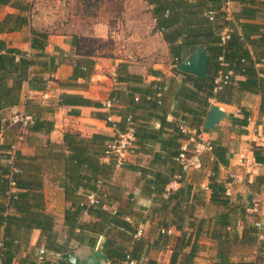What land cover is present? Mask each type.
Masks as SVG:
<instances>
[{
  "label": "crops",
  "instance_id": "0c3cea01",
  "mask_svg": "<svg viewBox=\"0 0 264 264\" xmlns=\"http://www.w3.org/2000/svg\"><path fill=\"white\" fill-rule=\"evenodd\" d=\"M24 1L30 2L31 5L35 2V0ZM142 1L147 4L151 17L149 22L153 25L155 33L147 38L149 40L145 43L148 44L147 46L137 44L130 57L113 58L97 50L86 49L81 34L63 31L50 32L44 40L43 47H36L33 29L38 27L33 18L34 6L33 10L28 12L30 17L28 24L20 30L0 33V39L4 42L2 47L0 46V55L13 56L12 62L5 60L8 56L0 60V118L9 119L19 111L29 110L38 120L45 122L41 128L30 131L26 140L21 142L17 149L29 158H33L37 176L42 183L44 210L54 217V229L61 240L68 235L65 212L71 204L66 199L62 185L64 174L59 159L61 155L64 157L72 152L65 145V134L68 132L76 134L80 144L87 147L91 155L93 151L107 149L117 134L127 128L128 116L136 119L141 136L147 134L146 131L150 133L151 130H156L158 138L162 139L163 136L174 135L178 115L186 112V109L181 108L182 94L179 92L184 75L175 71L178 63L174 61L170 44L166 41L163 31L157 26L158 19L155 15L157 1ZM182 2L181 7L172 8L173 13L180 15L175 23V27L181 31V34L176 36L178 42L184 40L186 29L198 25V16L195 12L201 8L207 9L211 5L209 0H182ZM255 6L260 8L253 17L240 14L243 7L240 1L223 3L222 10L227 14L228 20L240 30L238 24L241 21L264 24V7L261 8L259 4ZM15 11L17 9L11 4L0 5V21L8 13ZM208 12L206 10L204 14L207 15ZM165 15H168V11ZM230 27L228 25L224 32L229 31ZM200 47L203 46L199 45L196 49ZM248 47L253 52L252 47L250 45ZM23 53L30 54L28 58H33V63L26 69L19 55ZM163 55L164 59H159ZM77 64L82 66V70L76 66ZM258 66L264 68V62L259 63ZM158 86H163V90L158 92L156 89ZM156 94L161 95L163 101L149 100L151 95ZM112 96H116L117 101L107 106L105 103ZM209 102L208 107L193 101H187L186 105L201 112L206 111L199 129L204 132L207 139L220 138L222 144L228 147L229 163L220 164L218 177L221 181L227 182V192L231 199L246 205V221L239 220L237 230L242 234L246 223L249 222L258 229L257 242L237 246L232 260L240 264H264V253L260 249V244L264 242L261 238L262 229L255 224L258 220L264 222V184L259 180V176L264 175V164L257 162L252 149L253 143L264 146V114L260 113L261 97L246 92L238 104L219 102L214 98H209ZM213 104L224 109L226 116L214 129L209 130L204 128V122ZM244 110L249 113L247 125L237 122L239 118L245 117ZM16 132L15 126H2L0 143L4 140L13 141ZM95 135L100 137L93 141ZM179 141L181 146L191 144L196 147L197 145L183 137ZM137 142V154L128 156L121 165L116 163L113 172L106 178L108 186L102 189L109 191L111 195L110 200L113 204L110 205L111 210L126 202L129 203L128 206H124L123 215L131 216L138 222L139 230L145 235L162 217L161 212L154 211L158 199L155 195L146 193L145 180L154 178L157 171L167 172L169 166L162 161L163 159L158 158V156L163 158L166 156L158 139H149L145 143ZM204 152L205 155H209L211 163L214 156L210 150L206 149ZM100 157L97 155L99 163H108L111 159L103 160ZM3 161L6 162L5 159ZM142 167L146 171H142ZM209 171V167H205L207 174ZM192 173L193 168L188 170L187 176L189 181L193 182L194 192L199 189L205 191V204L197 206L196 215L212 216L217 210L210 203L211 190L207 186L208 179L204 177L193 180ZM177 178L179 174H175L167 186L175 183L171 188L176 189L180 185ZM101 185L97 182V186L101 188ZM90 191L84 186H80L77 190L81 197L86 198L85 201ZM250 193L252 201L249 200ZM163 196L167 197V194ZM171 208L165 211L169 217L172 216ZM82 218L90 219L91 216L84 215ZM143 218L147 221L142 222ZM180 232L174 225L169 229V233ZM3 235L2 225L0 239ZM100 239L103 237L101 236ZM200 241L205 244L204 250L195 258L194 264H215L216 243L205 235ZM43 245L41 229H32L29 244L23 246L13 264H19V259L25 256L34 257L35 252ZM70 247L68 251L87 252L91 246L80 245L72 240ZM162 252H166L168 256L164 264H169L171 249ZM61 254L55 255L53 259L56 256L60 257ZM157 259L158 264H161L160 257Z\"/></svg>",
  "mask_w": 264,
  "mask_h": 264
},
{
  "label": "trees",
  "instance_id": "16d2710c",
  "mask_svg": "<svg viewBox=\"0 0 264 264\" xmlns=\"http://www.w3.org/2000/svg\"><path fill=\"white\" fill-rule=\"evenodd\" d=\"M154 1H157L155 13L158 19L157 26L163 31L166 41L170 44L175 63L184 60L199 45L206 46L210 52L207 78L175 68L177 73L184 75L179 92L182 94L181 108L186 109V112L178 115L174 135L163 136L160 139L158 131L151 130L150 133L146 131L147 134L141 136L136 121V142L145 143L149 139H158L161 142V149L166 152L164 158L159 156L158 158L163 159L162 161L169 166L168 171H157L154 178L145 180L146 193L153 194L158 199V205L154 207V211L161 212L162 217L147 234L136 236L139 223L131 216L123 215V208L129 203L121 204L114 210L103 208L104 204L113 205L109 191L103 190L102 187L108 186L106 178L113 172L116 160L112 157L108 163H99L97 155L104 157L107 149L93 151L90 155L87 147L80 144L77 135L68 132L64 138L65 145L72 152L64 157L61 155L59 159L64 174L62 185L66 199L71 204L65 212L68 235L61 240L54 229V217L44 210L42 183L37 176L33 158H29L16 149L12 155L13 163H9L14 140L11 142L4 140L0 143V226H4V235L0 239L2 244L0 245V264H13L23 246L29 244L31 231L34 228L41 229L47 254L41 264H71L59 256L55 259L53 257L68 251L72 240L80 245L99 246L108 254L111 264H132V261H135L134 264H158V259L154 255L168 248L172 251L169 264H194L195 258L204 250L205 244L200 241L203 235L216 243L215 264H240L232 260L236 247L257 242L258 229L253 223H246L242 234L237 230L239 220L246 221V205L233 201L227 192V182L221 181L218 177L220 164L229 163V150L222 144L221 139L210 140L212 146L210 152L214 156L211 163L209 155H205L204 151L198 155V165L188 169L184 168L177 157L182 149L179 139L189 137L180 131L179 120L184 119L189 126L199 129L203 121L202 116L206 112L188 107L187 101L197 102L205 107L210 105L209 98L219 102L238 104L243 94L249 92L260 95V113L264 114V68L258 66L259 63L264 62V24L241 21L238 24L239 30L237 25L228 20L227 14L222 10L225 0H209L211 5L207 9L201 8L195 12L198 16V25L192 29H186L184 40L178 42L176 36L181 34V31L175 27V23L180 15L173 13L172 8L181 7L182 0ZM234 1H240L243 4L240 14L248 17H253L258 12L260 7L257 8L256 4L262 6L261 8L264 7V0H231V2ZM2 4H11L17 11L8 13L0 21V33L20 30L30 22L28 12L33 10L30 2L0 0V5ZM206 10L216 12L214 19L204 14ZM167 11L168 15H165ZM228 25L231 26L228 31L230 36L223 41L222 34ZM33 32L34 45L43 47L44 40L50 32L41 28H34ZM3 43L0 39L1 47ZM248 45L252 47L253 52ZM19 55L25 69L33 63V58H28L27 53ZM5 56H8L5 60L12 62L13 56L9 54H1L0 60ZM76 66L82 70L81 65ZM229 71H232L229 78L223 82L220 89L216 90V77L220 72L227 74ZM163 88L161 86V89H156L159 92ZM166 89L168 90L169 87ZM112 97H115L117 101L116 96ZM149 100L163 101L162 96L158 94L151 95ZM27 112L33 116V121L26 128L24 140L30 131H35L45 124L44 121L38 120L33 112L29 110ZM244 113L245 117L237 120L241 125H247L249 122V113L245 110ZM166 123L170 124L169 121ZM2 126L6 127L7 121L0 118V130ZM99 137V135L93 136V141ZM189 145L187 154L193 156L195 147ZM252 149L257 162L264 164V146L253 143ZM12 166L16 171L12 170ZM205 167H209L208 174L205 172ZM191 168H193V180L204 177L208 179L207 186L211 190L210 203L217 210L212 216L196 215L197 206L205 204V191L199 189L194 192L193 182L189 181L187 176ZM141 169L146 171L143 167ZM175 174H179L177 179L180 185L176 189L168 190L167 184L171 182ZM99 179L103 180L101 188L97 186ZM12 180L15 181L14 189L11 187ZM259 180L264 184V175L259 176ZM80 186L91 190L87 193L88 195L95 192L99 202L90 204L88 199V202L85 201L86 198L81 197L77 192ZM164 194H167V197L163 196ZM169 207H172L171 217L165 214ZM84 215H89L91 218L84 220L82 218ZM141 220L147 221L146 218ZM173 225L181 231L179 234L169 233ZM101 236L103 239H100ZM260 249L264 253V242L260 244ZM38 251L32 258L29 256L20 258L19 264H37Z\"/></svg>",
  "mask_w": 264,
  "mask_h": 264
},
{
  "label": "rangeland",
  "instance_id": "374dc122",
  "mask_svg": "<svg viewBox=\"0 0 264 264\" xmlns=\"http://www.w3.org/2000/svg\"><path fill=\"white\" fill-rule=\"evenodd\" d=\"M33 6L36 27L79 33L86 49L113 58L130 57L137 44L148 43L155 33L142 0H35ZM154 256L160 257L161 264L168 258L166 252Z\"/></svg>",
  "mask_w": 264,
  "mask_h": 264
},
{
  "label": "built area",
  "instance_id": "2783aa9c",
  "mask_svg": "<svg viewBox=\"0 0 264 264\" xmlns=\"http://www.w3.org/2000/svg\"><path fill=\"white\" fill-rule=\"evenodd\" d=\"M226 4H230L231 0H225ZM208 17L210 19H214L215 12L209 11L207 13ZM230 33L228 31L223 32L222 34V40L225 41L227 38H229ZM30 57V54H28ZM232 73V71H229L227 74H223L220 72V74L215 79L216 87L215 89L218 90L222 87L223 82H226V80L229 78V75ZM159 89H161V86H158ZM116 102L115 97H111L105 104L107 106H111ZM161 102V101H160ZM7 121V126H16L17 132L16 136L14 138V141L12 143L11 147V158L8 159L9 163H13V154L20 145L21 142H23L26 128L27 126L33 121V116L28 113L26 110L19 111L15 114H13L9 119H5ZM127 121V128L124 131H120L116 138L112 140L108 148L106 150V154L104 157H102L103 160H109L110 158H115L117 165L123 164L128 156L136 155L137 154V145H136V135H135V126H136V120L133 116H128L126 118ZM179 129L184 134H187L189 137L187 139L188 142H195L197 145L194 149V155L188 156V145L185 144L182 146V149L177 157V159L184 165L185 169L190 168L193 165H198V155L203 152L204 150H211V142L209 139H207L204 136V132L198 128L191 127L187 124V122L184 119L179 120ZM12 170L16 169L12 166ZM99 184L103 183V180H98ZM15 181H11V187L14 188ZM175 183L168 185V189L171 187H174ZM88 201L90 204H96L99 202V198L97 197L96 193H90L88 195ZM103 208L107 210H111V207L107 204L103 205ZM259 228L262 229L261 238L264 240V222L258 220L255 223ZM142 231L139 230L136 236H141ZM0 245L1 242H0ZM46 250L44 245L40 247L38 254H37V264H41V262L46 257ZM132 264L135 263V261L131 262Z\"/></svg>",
  "mask_w": 264,
  "mask_h": 264
},
{
  "label": "water",
  "instance_id": "95a60500",
  "mask_svg": "<svg viewBox=\"0 0 264 264\" xmlns=\"http://www.w3.org/2000/svg\"><path fill=\"white\" fill-rule=\"evenodd\" d=\"M209 52L206 47H200L192 52L188 57L177 64V68L183 72L195 74L202 78H207L209 74ZM226 116V111L219 105L213 104L204 122V128L212 130ZM252 201V194H249ZM71 264H104L109 263L110 258L103 250L89 247L87 252L71 250L60 255Z\"/></svg>",
  "mask_w": 264,
  "mask_h": 264
}]
</instances>
